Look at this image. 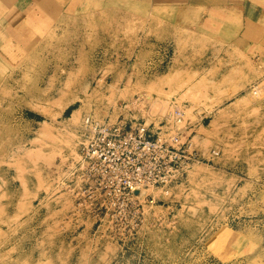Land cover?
<instances>
[{"label": "rangeland", "instance_id": "1", "mask_svg": "<svg viewBox=\"0 0 264 264\" xmlns=\"http://www.w3.org/2000/svg\"><path fill=\"white\" fill-rule=\"evenodd\" d=\"M186 11L0 0V264H264V65L193 36ZM87 116L197 158L88 215L68 186Z\"/></svg>", "mask_w": 264, "mask_h": 264}, {"label": "built area", "instance_id": "2", "mask_svg": "<svg viewBox=\"0 0 264 264\" xmlns=\"http://www.w3.org/2000/svg\"><path fill=\"white\" fill-rule=\"evenodd\" d=\"M174 114L181 121L183 113ZM189 144L171 147L138 119L111 123L85 117L68 185L75 206L100 216L124 202L134 204L140 189L166 182L185 161L196 160Z\"/></svg>", "mask_w": 264, "mask_h": 264}, {"label": "crops", "instance_id": "3", "mask_svg": "<svg viewBox=\"0 0 264 264\" xmlns=\"http://www.w3.org/2000/svg\"><path fill=\"white\" fill-rule=\"evenodd\" d=\"M172 6L187 9L184 21L193 36L242 54L260 71L264 65V0H172Z\"/></svg>", "mask_w": 264, "mask_h": 264}, {"label": "bare ground", "instance_id": "4", "mask_svg": "<svg viewBox=\"0 0 264 264\" xmlns=\"http://www.w3.org/2000/svg\"><path fill=\"white\" fill-rule=\"evenodd\" d=\"M177 110H175V113H176ZM84 120V119H83ZM77 155V154H76ZM77 158V157H76ZM174 176V175H173ZM140 191V190H139Z\"/></svg>", "mask_w": 264, "mask_h": 264}]
</instances>
